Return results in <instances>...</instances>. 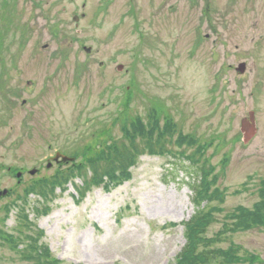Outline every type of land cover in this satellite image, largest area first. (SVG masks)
Segmentation results:
<instances>
[{"label": "rangeland", "instance_id": "1", "mask_svg": "<svg viewBox=\"0 0 264 264\" xmlns=\"http://www.w3.org/2000/svg\"><path fill=\"white\" fill-rule=\"evenodd\" d=\"M83 1L20 0L12 14L1 7L0 190L31 191L33 206L44 188L52 210L36 224L64 264H173L186 243L183 222L197 210L187 171L160 153L192 154L197 146L179 145L181 134L198 139L217 177L202 203L214 218L208 238L232 228L239 208L264 202V0H85L77 27ZM131 5L140 9L127 15ZM153 104L178 130L157 137L158 152L142 153L131 181L104 191L96 182L114 167L108 148L130 147L120 141L122 117L145 118ZM250 112L257 133L245 143ZM56 149L74 164L46 167ZM34 168L18 186L16 171ZM10 201L20 203L0 197V228L17 222V207L4 218ZM226 234L214 248L234 244L237 264H264V226ZM0 264H21L1 240Z\"/></svg>", "mask_w": 264, "mask_h": 264}, {"label": "trees", "instance_id": "2", "mask_svg": "<svg viewBox=\"0 0 264 264\" xmlns=\"http://www.w3.org/2000/svg\"><path fill=\"white\" fill-rule=\"evenodd\" d=\"M130 103L131 101L127 100V103L124 106L126 111L128 110ZM126 111L124 114L127 113ZM163 113V108L161 106L153 104L148 110V116L145 118L140 115L135 116L128 114H126L125 117H122V119H126L122 120L121 127L123 130V137L120 141L122 146L130 145V147L124 148L123 150L125 152H121L120 147L115 148L112 146L108 148L109 150H112V153H109V155H111V157L114 156L113 160L108 161V163L111 165L114 164V167L109 169L111 171L108 172V179L106 181L101 178L96 182L99 187L103 186V188L107 190L131 181L133 179L131 168L137 165L142 153L150 155L158 152V150H154V147L160 146L156 142L158 141V136L160 138L164 135L172 137L174 132L178 130V125L171 117H169V115L166 116L163 115ZM162 118L164 119L163 123L161 121ZM160 124L164 125L162 130H160ZM164 142L171 141L165 136ZM177 142L179 145L185 143L189 147H197L192 154L179 151L170 155L164 150L160 153L167 159H171L169 165L172 170L175 168L174 170L177 171H187V178L189 179L187 184L195 193V205L197 210L191 219L183 222V225H185L184 238L186 243L180 253L175 257L173 264L241 263V260L244 259L238 255V252L240 251L238 246L233 244L227 249L214 247L223 241L222 236L227 235V231L230 233H236L238 231L252 229L253 227L257 228L264 226V202L257 204L254 211H247L243 208H239L238 214L233 216L237 221L232 228H225L221 232H218L213 238H208L206 233L211 223L214 221V218L211 211L204 212L202 203L206 198L212 199V194H209L210 186L213 184V180L217 179V177L212 175V170H214V168H206L207 166L202 162L205 161L204 157H202L203 146L200 145L198 139L193 134H188L186 136L181 134ZM99 160L100 159L98 158V164ZM91 161L93 162V159ZM186 161L189 162L190 166L186 164ZM190 168L193 169L191 170ZM211 177L213 179H211ZM43 191V187L38 191V194L43 198V202L38 201L34 207V212L36 213L35 217L48 214L51 211V207L48 204V196H46ZM30 194L31 191H25L22 197V204L18 205V219L16 225L11 229L12 232L1 236L4 240L3 245L8 246L10 250L16 253L21 264H64L60 259H57L48 244L43 241L45 235L44 230L38 228L34 221L30 219V215L27 212L28 206H30ZM261 194L264 197V190H262ZM15 205L6 208V218H8L12 207ZM12 259L14 260V258ZM251 259H256V257L253 256Z\"/></svg>", "mask_w": 264, "mask_h": 264}, {"label": "flooded vegetation", "instance_id": "3", "mask_svg": "<svg viewBox=\"0 0 264 264\" xmlns=\"http://www.w3.org/2000/svg\"><path fill=\"white\" fill-rule=\"evenodd\" d=\"M19 1L20 0H4L3 2H2V5H0V10H1V7H2V10L1 11H4L5 12V14H7L6 13V11L7 10H12V11H10V12H8L9 14H12V12H15V10H18V11H20L21 10V7H19ZM69 1H72V2H74L75 0H69ZM87 1V0H86ZM131 2H133V1H135V0H130ZM138 1H141V0H138ZM145 1H147V2H144V3H142V4H140V6H147V5H149V1H153L154 3H156L157 5H158V7L159 6H161V4H162V2H164V0H145ZM42 3V2H41ZM100 4H101V2H99L98 3V6L97 7H99L100 6ZM43 5V4H42ZM81 5V6H80ZM84 7H85V0L82 2V3H78L77 5H76V8L78 9V10H82V9H84ZM76 8H75V10H76ZM140 9V8H138V7H136V6H134V5H131L130 6V9H128L127 11H126V13H127V15H129V13H131V12H134V10L135 9ZM145 10H149V8H144ZM159 10V9H158ZM63 12H65V9L63 8ZM86 14L83 12V10H82V12L80 13V15H78V14H74L73 15V18H74V20L76 21V22H78L79 24H80V20H81V18H83L84 16H85ZM78 23H75V25L78 27L79 25H78ZM3 61H4V59H3ZM3 66H4V64H3ZM247 67V66H246ZM247 69V68H246ZM4 70H5V68H4ZM4 74H5V71H4ZM4 76V75H3ZM3 92V89H1L0 90V93H2ZM5 123V121H0V125H3ZM6 124V123H5ZM19 130H20V128H19ZM19 134H20V132H19ZM23 138H26V137H22V138H20V136L18 137V140L15 142L16 144H20V141H21V139H23ZM37 139L36 138H34V137H32V140L29 142V144H36L37 142ZM57 154H64L62 151H60V150H55L53 153H50V154H48V155H46V156H44V159L46 160V161H48V163H47V165H49L50 164V166L52 167V164H51V161H54L55 160V157L57 156ZM64 155H66V154H64ZM61 158V157H60ZM41 159V158H40ZM41 160H43V158L41 159ZM11 169V168H10ZM9 169V170H10ZM30 171L31 170H26V171H24V172H22V171H20V173H21V178L20 179H18L17 180V184H18V186H22L25 182H24V178H25V176L28 174V172L30 173ZM17 172H19V171H16V173Z\"/></svg>", "mask_w": 264, "mask_h": 264}, {"label": "water", "instance_id": "4", "mask_svg": "<svg viewBox=\"0 0 264 264\" xmlns=\"http://www.w3.org/2000/svg\"><path fill=\"white\" fill-rule=\"evenodd\" d=\"M245 64H240V66L238 67V71L241 73H244L245 71ZM241 131L244 134V140L245 142H248L255 134H256V120H255V114L253 112H251L249 114V118L247 119H243L242 123H241ZM60 156V155H59ZM59 156H57L56 161H58ZM73 158H69L67 156H62V161L66 162V161H72ZM32 174L35 173V171L31 172ZM20 176V174L18 175ZM7 194V190L3 191L0 193V195H6Z\"/></svg>", "mask_w": 264, "mask_h": 264}]
</instances>
